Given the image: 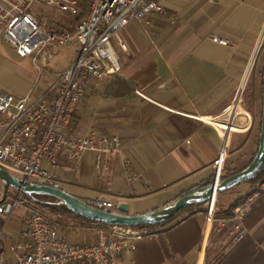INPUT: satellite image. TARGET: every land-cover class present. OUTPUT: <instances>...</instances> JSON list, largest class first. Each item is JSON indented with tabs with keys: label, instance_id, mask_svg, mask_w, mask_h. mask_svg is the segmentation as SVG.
Returning a JSON list of instances; mask_svg holds the SVG:
<instances>
[{
	"label": "crops",
	"instance_id": "obj_1",
	"mask_svg": "<svg viewBox=\"0 0 264 264\" xmlns=\"http://www.w3.org/2000/svg\"><path fill=\"white\" fill-rule=\"evenodd\" d=\"M160 3L161 10L132 19L118 38H112L120 70L117 76L90 78L89 90L68 129L69 134L90 135L95 140L117 137L118 153L109 158L107 167L100 168L91 150L82 152L77 161L63 151L58 165L43 163L60 188L85 201L99 196L114 200L112 211L124 203L126 213L132 215L161 209L214 181L213 161L224 138L218 118L236 99L242 104L244 86L253 84L256 74L259 84L264 68V0ZM54 13L43 9L40 17L58 20L68 28L78 18ZM211 35L226 39L228 44L214 41ZM78 48L59 45L46 55L47 64L42 67L41 55L38 60L19 56L0 34V93L28 95L35 101L76 59ZM245 102L244 111L234 118L231 141L232 158L244 150L243 160L255 153L260 137ZM239 104L234 106L237 111ZM239 167L233 163L231 171L244 168ZM254 188L248 183L233 202ZM17 192L13 187L5 191L0 180V201L12 200ZM233 202L221 203L226 210ZM204 208L201 203L149 228L153 234L138 240L134 252L118 253L113 263L264 264L263 196L247 210L241 239L234 238V222L227 220L232 214L218 209L215 223L209 225ZM26 214L24 208L16 209L5 226L0 217V264H15L13 246L21 240ZM64 218L69 226L59 227L70 240L95 241L99 223Z\"/></svg>",
	"mask_w": 264,
	"mask_h": 264
},
{
	"label": "built area",
	"instance_id": "obj_2",
	"mask_svg": "<svg viewBox=\"0 0 264 264\" xmlns=\"http://www.w3.org/2000/svg\"><path fill=\"white\" fill-rule=\"evenodd\" d=\"M47 6L78 18L71 28L65 27L58 20L40 17ZM161 9L160 0H0V34L19 56L38 60L41 55L43 67L47 64L46 55L59 45H79L76 59L59 73L45 95L30 101L28 95L0 93V166L26 183L45 185L57 184L44 161L58 165L63 151L77 161L82 152L91 150L96 153V166L107 167L109 158L120 149L117 137L95 140L90 135L69 134L68 129L89 90L90 78L117 76L120 70L111 47L112 38H118L120 30L132 19ZM211 38L228 44L217 35ZM238 100L218 118L224 138L213 161L216 183L227 175L229 140L236 129L234 118L239 111L234 106ZM260 196L264 197V183L226 218L234 222L235 239L245 236L243 218ZM217 200L218 195L205 203V221L209 225L216 220ZM94 203L106 210L116 206L114 200L104 196L97 197ZM18 208H24L27 214L21 240L13 246L15 264H114L118 253L134 252L138 240L153 234L147 227L99 223L94 242L72 241L20 190L12 200L0 201L3 226Z\"/></svg>",
	"mask_w": 264,
	"mask_h": 264
},
{
	"label": "water",
	"instance_id": "obj_3",
	"mask_svg": "<svg viewBox=\"0 0 264 264\" xmlns=\"http://www.w3.org/2000/svg\"><path fill=\"white\" fill-rule=\"evenodd\" d=\"M262 116L261 131L258 150L251 162L244 168L225 176L219 183L214 180L190 193L178 197L161 209L141 213L128 214L124 203L118 204L117 211L106 210L73 195L58 185H45L35 182L26 183L24 179L15 176L6 168L0 166V180L5 186V191L13 187L22 191L30 197L36 195H48L58 199V204H64L72 212L79 214L89 220L111 224L140 226L145 224H158L166 222L179 214L183 209L199 203H206L226 190L252 179L264 168V82L262 91Z\"/></svg>",
	"mask_w": 264,
	"mask_h": 264
},
{
	"label": "rangeland",
	"instance_id": "obj_4",
	"mask_svg": "<svg viewBox=\"0 0 264 264\" xmlns=\"http://www.w3.org/2000/svg\"><path fill=\"white\" fill-rule=\"evenodd\" d=\"M43 9H45L46 12H49L51 14H53V8L50 7V6H47V7H44ZM55 16H67V14L63 13V12H55L54 13ZM75 46L78 45V44H74ZM251 79V77H250ZM253 86L254 89H252L251 87ZM261 91H262V83L261 81H259V84H258V74L254 75V81H253V84H248L246 86H244V90H242V104L240 105L239 107V112L237 113V115L241 112L244 111V107H243V104H244V101H246L245 103L247 104V108L248 110H250L251 114H252V117L254 119L253 123H254V127L257 129L258 133H260V121H261V116H262V94H261ZM247 99V100H246ZM246 107V105H245ZM236 115V116H237ZM233 133L231 134V137H230V144H229V156H228V160H227V164H226V168H227V175H230L231 173L235 172V171H231V165L233 163H236L238 165V168H241L239 167L240 165L241 166H246L247 164H249L251 162V160L253 159V157L255 156V153L257 151V148H256V151L255 153L252 155L251 158L247 159V160H243L244 158V150L241 151L240 153H238L239 151H237L236 155L232 158L233 156V149H232V144H231V141H232V137H233ZM258 145H259V140H258ZM226 175V176H227ZM248 187V183L247 182H242L234 187H232L231 189H228L227 191L224 192V194L219 198V200H217V203L218 205L221 203V202H225V203H229V202H233L235 200V196L237 193L239 192H243L245 190V188ZM10 196H12L10 194ZM219 197V195H218ZM16 212V210H15ZM14 212V213H15ZM42 213L43 215H45L47 218H49L50 220H52L55 224H57L58 226H62L63 228L69 226L68 222H66L65 220V215L62 217V216H54L53 214H50L48 213L46 210H42ZM73 225V226H72ZM75 225L74 224H71V227H74ZM60 228V227H59Z\"/></svg>",
	"mask_w": 264,
	"mask_h": 264
},
{
	"label": "trees",
	"instance_id": "obj_5",
	"mask_svg": "<svg viewBox=\"0 0 264 264\" xmlns=\"http://www.w3.org/2000/svg\"><path fill=\"white\" fill-rule=\"evenodd\" d=\"M263 82H264V68H263L262 75H261L262 91H263ZM262 91H261V94H262ZM260 126H261V121H260ZM246 182L252 183V184L255 185V188L253 190H251L250 193L252 191H254V190H258L259 187L262 185V183H264V168H263V170L259 174H257L252 179L247 180ZM206 184H208V183H206ZM247 195L248 194L240 197L235 202L229 204L227 206V209L226 210L224 209V207L226 205L220 203L218 205V209H220V212H223V213H225L227 215H231L233 213L234 209L236 208V206L244 198H246ZM30 199L32 200V202L34 204L38 205L42 210H46L50 214H59L60 213V214L67 215V216H74V217H77V218H80V219H83V220H86V221H89V222H97V221L89 220V219H87V218H85V217H83V216H81L79 214H76V213L72 212L64 204H58L57 203L58 202V199L55 198V197L48 196V195H36L35 197H30ZM87 202H89L90 204L95 205L94 201H87ZM200 205H201V203L191 205V206L183 209L181 212L186 211L188 209H193V208L198 207ZM181 212H179V213H181ZM172 219H170L168 221H171ZM168 221H166V222H168ZM166 222H163V223H166ZM97 223H101V222H97ZM101 224H105V223H101ZM160 224H162V223H158V224H145V225H140V226L141 227H147V228H153V227H156V226H158Z\"/></svg>",
	"mask_w": 264,
	"mask_h": 264
}]
</instances>
